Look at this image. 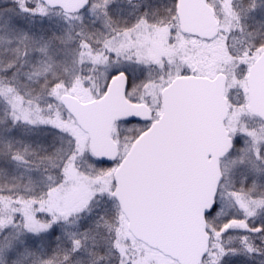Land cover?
I'll return each instance as SVG.
<instances>
[{"label": "snow or ice", "instance_id": "obj_1", "mask_svg": "<svg viewBox=\"0 0 264 264\" xmlns=\"http://www.w3.org/2000/svg\"><path fill=\"white\" fill-rule=\"evenodd\" d=\"M0 264H264V0H0Z\"/></svg>", "mask_w": 264, "mask_h": 264}]
</instances>
